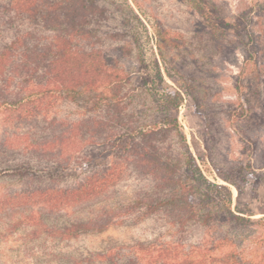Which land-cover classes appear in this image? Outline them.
<instances>
[{"label":"rangeland","instance_id":"1","mask_svg":"<svg viewBox=\"0 0 264 264\" xmlns=\"http://www.w3.org/2000/svg\"><path fill=\"white\" fill-rule=\"evenodd\" d=\"M203 1L218 21L234 22L233 28L226 26L222 35L207 13L190 0H99L104 13L90 28L99 39L96 45L114 51L124 70L131 72L125 89L142 82L143 74L155 79L160 69L166 82L183 94L176 116L189 150L209 180L232 189V209L237 206L244 211L245 219L219 214L215 206L217 217L210 225L190 221L178 227L166 212L145 214L134 208L116 216V222L102 231L65 237L58 229L114 212L133 201L145 185L151 186L150 178L129 168L124 179L100 197L58 210L44 201L33 204L30 199L31 185H47L50 180L30 181L31 177L0 172V264H136L138 243L177 246L179 250L200 244L208 256L220 258L218 264H264V0ZM13 14L8 0H0V48L13 37V27L3 22L5 15ZM18 24L22 29L31 27L25 20ZM160 29L169 40H177L179 47L163 44L160 50ZM253 44L258 55L247 58L244 51ZM146 98L148 102L150 98ZM241 99L252 109L236 120L230 111ZM80 112L76 102L62 99L46 115L47 121L41 115L31 118L1 112L0 167L28 157L38 165L40 161L64 165V156L58 159L55 150L45 155L40 145L51 133L53 117L73 120L82 116ZM171 136L165 146L182 154L180 138ZM249 138L250 151L246 149ZM76 175L71 169L62 172L58 183L74 184L80 179ZM224 176L240 183L242 192ZM231 252L233 256L225 260ZM141 255L143 261L150 259Z\"/></svg>","mask_w":264,"mask_h":264},{"label":"trees","instance_id":"2","mask_svg":"<svg viewBox=\"0 0 264 264\" xmlns=\"http://www.w3.org/2000/svg\"><path fill=\"white\" fill-rule=\"evenodd\" d=\"M98 1L8 0L15 15H5L7 19L3 22L13 27L14 32L12 39L0 48V113L19 112L31 118L41 115L47 121L46 115L62 99L76 102L82 116L73 120L53 117L51 133L40 145L45 155L55 150L58 159L64 156L61 161L64 165L56 166L58 161L52 165L40 161L38 165L28 157L0 167V172L31 177L30 181L50 180L47 185H31L30 199L33 204L44 201L58 210L84 205L100 197L123 180L129 168L150 178L151 186L145 185L133 201L114 212L58 229L65 237L102 231L116 222V216L129 214L134 208L144 210L145 214L166 212L170 222L178 227L190 221L210 225L217 217L215 206L219 207V214L245 219L244 211L237 206L232 209V189L209 180L197 165L176 116L183 94L166 82L160 69L155 79L143 74L142 82L125 89L131 82V72L124 70L114 51L96 45L99 39L90 28L104 13ZM190 1L200 12L207 13L213 27L222 35L228 30L226 26L233 28L234 22L218 21L217 14L207 11L203 0ZM23 20L29 22V29L20 27L18 22ZM157 35L160 50L163 44L179 47L177 40L168 39L165 30H158ZM237 35L244 38L240 33ZM251 46L244 51L247 58L258 55L255 45ZM160 54L163 56L162 51ZM128 94L131 96L127 100ZM251 109L241 99L230 114L239 120ZM172 133L180 138L182 154L165 146ZM246 149L252 150L250 138ZM68 169L74 170L80 179L60 186L58 175L69 172ZM224 179L242 192L240 183L232 177L224 176ZM226 221L229 222L228 217ZM135 249L136 264L140 261V264L221 262L220 258L208 256L200 244L179 250L177 246L157 248L151 243H138ZM141 254L150 259L143 261ZM233 254H227L225 260Z\"/></svg>","mask_w":264,"mask_h":264}]
</instances>
